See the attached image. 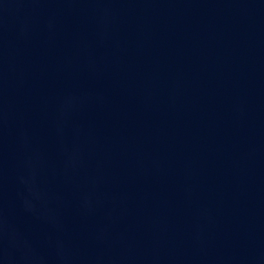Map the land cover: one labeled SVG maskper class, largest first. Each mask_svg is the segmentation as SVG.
<instances>
[{"label":"water","instance_id":"1","mask_svg":"<svg viewBox=\"0 0 264 264\" xmlns=\"http://www.w3.org/2000/svg\"><path fill=\"white\" fill-rule=\"evenodd\" d=\"M0 264H264V0H0Z\"/></svg>","mask_w":264,"mask_h":264}]
</instances>
